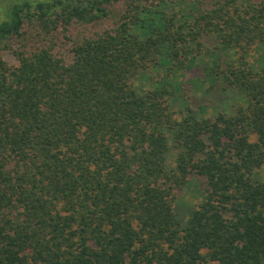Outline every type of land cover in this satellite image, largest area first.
Listing matches in <instances>:
<instances>
[{"label":"trees","instance_id":"obj_1","mask_svg":"<svg viewBox=\"0 0 264 264\" xmlns=\"http://www.w3.org/2000/svg\"><path fill=\"white\" fill-rule=\"evenodd\" d=\"M185 3L24 1L0 22V264H264V60L208 69L247 98L232 114L174 110L171 81L212 48L264 52V0Z\"/></svg>","mask_w":264,"mask_h":264},{"label":"rangeland","instance_id":"obj_2","mask_svg":"<svg viewBox=\"0 0 264 264\" xmlns=\"http://www.w3.org/2000/svg\"><path fill=\"white\" fill-rule=\"evenodd\" d=\"M24 1L38 2L50 0H0V22L9 20L13 5ZM193 1L195 0H186L185 4L188 5V3ZM206 42L210 45L214 40L212 38H207ZM262 49L263 48L260 46H257L244 54H240L236 51L224 50L220 47L205 51L202 59L199 60L197 65L191 70L184 71L181 74L171 77L175 89L172 99L173 109L179 111L186 106H191L200 116L213 118L220 111H226L230 114L235 113L238 106L246 104L247 98L234 88L224 89L220 81L218 85H213L214 77L209 74L208 69L217 59H220L224 63H228L231 61H238L240 57L245 58L255 67H259L264 60V52ZM7 57L10 58L9 54ZM139 84H141L140 81ZM252 139H255V137H252ZM254 177L264 181V164L256 170ZM203 185H205L203 178L191 175L188 183L183 189L179 190L178 200L174 205L179 217L186 218L187 211L191 205L201 200L198 191H200V187Z\"/></svg>","mask_w":264,"mask_h":264}]
</instances>
